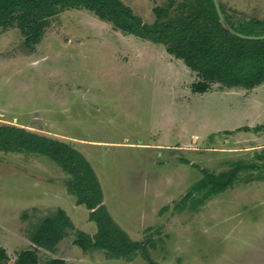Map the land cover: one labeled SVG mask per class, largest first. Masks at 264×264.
Returning a JSON list of instances; mask_svg holds the SVG:
<instances>
[{"label": "rangeland", "instance_id": "obj_1", "mask_svg": "<svg viewBox=\"0 0 264 264\" xmlns=\"http://www.w3.org/2000/svg\"><path fill=\"white\" fill-rule=\"evenodd\" d=\"M121 1L148 24L152 8L167 2ZM220 1L235 24L264 20V0ZM196 80L164 45L125 35L86 9L53 16L33 50L18 28L0 29V124H29L72 144L93 168L110 216L145 242L154 262L264 264V82L195 92ZM244 126L252 129H237ZM238 160L258 168L240 172L202 206H188L193 199L180 209L204 171L218 174ZM62 174L47 156L0 151V247L8 264L28 244L15 232L28 237L51 212L46 205L64 209L74 231L96 232ZM39 204L38 213L30 208ZM65 254L68 264H151L140 254L132 261L84 254L74 244Z\"/></svg>", "mask_w": 264, "mask_h": 264}, {"label": "trees", "instance_id": "obj_2", "mask_svg": "<svg viewBox=\"0 0 264 264\" xmlns=\"http://www.w3.org/2000/svg\"><path fill=\"white\" fill-rule=\"evenodd\" d=\"M218 1L224 18L235 31L264 35V20L252 17L235 24L224 4ZM69 9H86L123 34L163 44L169 54L181 59L199 77L192 84L195 92H204L217 82L250 89L264 81V39L243 38L226 30L219 22L213 0H167L165 5L152 8L155 18L150 24L143 22L121 0H0V29L18 28L25 47L33 50L50 19ZM253 129L258 130L259 126ZM0 151L47 156L68 174L67 192L76 198L77 204L89 210V219L97 226L92 235L80 230L73 232V243L82 251L102 250L108 259L125 261H132L140 254L147 262L158 264L151 259L145 242L132 240L110 216L102 203L103 192L93 168L72 144L23 126L3 123ZM260 157L264 159V152ZM257 168L258 165L238 160L218 174L202 169V178L182 196L180 209L193 199L195 205L192 201L188 206H202L207 198L232 187L240 172ZM22 216L25 218L26 213ZM73 228L62 209L49 212L27 231L34 247L17 253L15 264H38V248L53 249L68 234L67 229ZM8 261L5 249L0 247V264ZM42 264L68 263L61 258H49Z\"/></svg>", "mask_w": 264, "mask_h": 264}, {"label": "crops", "instance_id": "obj_3", "mask_svg": "<svg viewBox=\"0 0 264 264\" xmlns=\"http://www.w3.org/2000/svg\"><path fill=\"white\" fill-rule=\"evenodd\" d=\"M100 20V19H99ZM102 21V20H101ZM117 30V29H116ZM119 31V30H118ZM121 32V31H120ZM126 35V34H125ZM132 36V35H131ZM145 40V39H144ZM163 45V44H162ZM166 51V50H165ZM167 52V51H166ZM168 53V52H167ZM169 54V53H168ZM169 55H171V54H169ZM172 57H174L173 55H171ZM189 68V67H188ZM190 69V68H189ZM191 70V69H190ZM191 71H193V70H191ZM194 72V71H193ZM195 73V72H194ZM195 75H196V73H195ZM197 76V75H196ZM197 78H198V80H199V77L197 76ZM197 81V80H196ZM195 81V82H196ZM194 82V83H195ZM264 82V81H263ZM262 82V83H263ZM254 88V87H253ZM250 89H252V88H250ZM249 90V89H248ZM18 126H19V124H18ZM20 126H23V127H26V128H28V129H30L31 127H32V125H23V124H20ZM247 127V126H246ZM249 127V126H248ZM254 127H256V126H254ZM253 127V128H254ZM250 129H252L251 127H249ZM31 130V129H30ZM34 131V130H33ZM40 133V132H39ZM9 153V152H8ZM15 153V152H14ZM20 154H22V153H20ZM26 154V153H25ZM31 155H37V154H31ZM183 160V159H182ZM183 161H185V160H183ZM61 169V168H60ZM62 170V169H61ZM63 171V170H62ZM226 171V170H225ZM66 175L68 176V174L67 173H65L64 171H63V174H62V180L60 181L64 186H65V190L67 191V189H66V185H65V181L68 179V177H66ZM50 183H53V182H51L50 180H48ZM101 186V185H100ZM191 186V185H190ZM102 189V188H101ZM103 192V191H102ZM68 193V192H67ZM71 195V194H70ZM73 196V195H72ZM75 203H76V198H75ZM102 203H104V197H103V201H102ZM77 204V203H76ZM77 205H82V204H77ZM84 206V205H83ZM42 207H44V205H35V206H31L30 208L31 209H33V210H35L36 211V213H38V211L39 210H41L42 209ZM46 207H50L51 208V212L52 211H54V210H56L57 208H59V207H56L55 209H53V207L54 206H48V205H46ZM85 207V206H84ZM86 208V207H85ZM61 209V208H60ZM87 209V208H86ZM63 211H64V209H62ZM87 211H88V220L89 221H91L90 219H89V210L87 209ZM65 212V211H64ZM24 213H27V212H24ZM49 212H47V214H48ZM29 214V213H28ZM65 214H66V212H65ZM27 215V214H26ZM46 215V214H45ZM44 214L39 218V220L42 218V217H44L45 216ZM67 215V214H66ZM67 217H68V215H67ZM21 218L22 219H24L22 216H21ZM25 218H27V217H25ZM69 218V217H68ZM70 220V219H69ZM71 221V220H70ZM93 222V221H92ZM72 223V222H71ZM72 225H73V223H72ZM73 227H74V225H73ZM18 232H19V238L23 241V240H25L26 241V243H28L27 244V246H26V248H25V250H27V249H31V248H33L34 247V244L28 239V237L27 236H25V235H23V230L22 229H19V230H17L15 233H16V235L18 234ZM67 232H68V234L67 235H65L63 238H61L58 242H57V244L53 247V249H51V250H47V249H44V248H38V252H37V255H38V264H42L46 259H49V258H64V259H67V258H70V255H68V254H65L66 252L68 253V250L70 249V247L74 244L73 243V238H74V236H73V232H74V228L73 229H67ZM94 234V233H93ZM128 234V233H127ZM89 235H92V234H89ZM67 236V237H66ZM75 245V244H74ZM4 248H6L5 246H3ZM90 251V250H89ZM87 252L88 251H86V252H84L83 251V253L84 254H87ZM44 257H46V258H44ZM17 258V257H16ZM16 260V259H15ZM15 260H14V264H15ZM13 264V263H12Z\"/></svg>", "mask_w": 264, "mask_h": 264}, {"label": "water", "instance_id": "obj_4", "mask_svg": "<svg viewBox=\"0 0 264 264\" xmlns=\"http://www.w3.org/2000/svg\"><path fill=\"white\" fill-rule=\"evenodd\" d=\"M213 2H214V5H215L217 14H218L219 22L221 23V25L226 30H228L229 32H231L233 34H236V35H238L240 37H243V38L264 39V35H245V34H242V33H239L237 31H235L232 27H230V25L227 23L226 19L224 18L223 13H222L221 8H220L219 1L218 0H213Z\"/></svg>", "mask_w": 264, "mask_h": 264}]
</instances>
